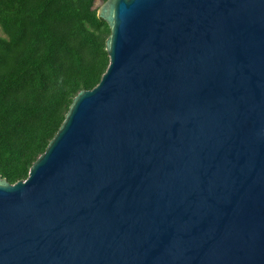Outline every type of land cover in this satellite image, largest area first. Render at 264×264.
<instances>
[{
  "label": "water",
  "instance_id": "1",
  "mask_svg": "<svg viewBox=\"0 0 264 264\" xmlns=\"http://www.w3.org/2000/svg\"><path fill=\"white\" fill-rule=\"evenodd\" d=\"M109 66L26 180L0 264H264V0H107Z\"/></svg>",
  "mask_w": 264,
  "mask_h": 264
},
{
  "label": "trees",
  "instance_id": "2",
  "mask_svg": "<svg viewBox=\"0 0 264 264\" xmlns=\"http://www.w3.org/2000/svg\"><path fill=\"white\" fill-rule=\"evenodd\" d=\"M107 1V0H104ZM96 0H0V175L26 180L110 57Z\"/></svg>",
  "mask_w": 264,
  "mask_h": 264
},
{
  "label": "rangeland",
  "instance_id": "3",
  "mask_svg": "<svg viewBox=\"0 0 264 264\" xmlns=\"http://www.w3.org/2000/svg\"><path fill=\"white\" fill-rule=\"evenodd\" d=\"M104 0H96L95 7L100 8L104 4Z\"/></svg>",
  "mask_w": 264,
  "mask_h": 264
}]
</instances>
